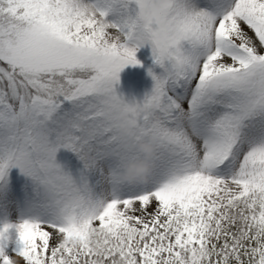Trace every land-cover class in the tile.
I'll list each match as a JSON object with an SVG mask.
<instances>
[{"label": "snow or ice", "instance_id": "6c2138e0", "mask_svg": "<svg viewBox=\"0 0 264 264\" xmlns=\"http://www.w3.org/2000/svg\"><path fill=\"white\" fill-rule=\"evenodd\" d=\"M145 44L160 71L126 100ZM141 140L154 167L130 190ZM12 167L32 195L0 264H264V0H0V181Z\"/></svg>", "mask_w": 264, "mask_h": 264}, {"label": "rangeland", "instance_id": "374dc122", "mask_svg": "<svg viewBox=\"0 0 264 264\" xmlns=\"http://www.w3.org/2000/svg\"><path fill=\"white\" fill-rule=\"evenodd\" d=\"M136 57L141 63L139 65H126L120 72L119 83L116 86L118 94H122L126 100L135 98L140 100L144 94L151 90L153 80L148 74L151 67L154 72H159L160 68L155 65L152 57L150 44H145L136 52ZM68 150L60 149L57 154L58 160L63 159V155ZM147 187L146 184L128 185L130 190H139ZM32 195V185L29 177L25 176L16 167L9 169L6 181H0V225L5 222L9 215L13 219L21 220L26 215L25 207L28 199ZM9 242L7 250L16 247L15 236Z\"/></svg>", "mask_w": 264, "mask_h": 264}, {"label": "clouds", "instance_id": "9594fccd", "mask_svg": "<svg viewBox=\"0 0 264 264\" xmlns=\"http://www.w3.org/2000/svg\"><path fill=\"white\" fill-rule=\"evenodd\" d=\"M83 10L89 14L93 12V8L87 4L84 5ZM137 148L143 155L139 158L128 159L122 166L121 177L129 185L146 184L150 180L154 167L155 146L149 141L141 140Z\"/></svg>", "mask_w": 264, "mask_h": 264}, {"label": "bare ground", "instance_id": "6f19581e", "mask_svg": "<svg viewBox=\"0 0 264 264\" xmlns=\"http://www.w3.org/2000/svg\"><path fill=\"white\" fill-rule=\"evenodd\" d=\"M5 221L15 224V223L19 222L20 220L13 219V218L9 215L8 218H5ZM1 225H2V224H1ZM11 234L14 235V236L16 237V232H15L14 229L11 230Z\"/></svg>", "mask_w": 264, "mask_h": 264}]
</instances>
